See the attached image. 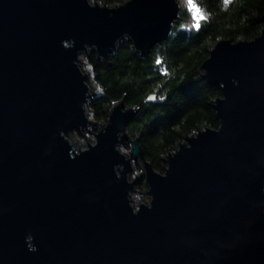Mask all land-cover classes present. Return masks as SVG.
<instances>
[{"label": "water", "instance_id": "obj_1", "mask_svg": "<svg viewBox=\"0 0 264 264\" xmlns=\"http://www.w3.org/2000/svg\"><path fill=\"white\" fill-rule=\"evenodd\" d=\"M180 11L179 0H0V264H264V28L211 48L200 71L222 88L219 127L199 123L164 172L127 130L141 110L129 91L88 129L81 54L110 63L129 37L147 55ZM134 158L150 194L138 205Z\"/></svg>", "mask_w": 264, "mask_h": 264}, {"label": "trees", "instance_id": "obj_2", "mask_svg": "<svg viewBox=\"0 0 264 264\" xmlns=\"http://www.w3.org/2000/svg\"><path fill=\"white\" fill-rule=\"evenodd\" d=\"M117 3L126 0H100ZM205 19L191 21L183 7L169 38L140 54L126 37L110 55L109 61L96 51L87 55L99 93L89 108L96 121H107L114 104L127 91L126 106L139 104L141 110L128 123L133 138L141 136L148 161L163 170L168 152L202 127H219L214 98L222 95L219 85L202 77L200 66L211 48L224 37L233 42L253 39L264 28V0H194ZM151 97V99H150ZM163 97V99H160ZM209 124V125H208Z\"/></svg>", "mask_w": 264, "mask_h": 264}, {"label": "rangeland", "instance_id": "obj_3", "mask_svg": "<svg viewBox=\"0 0 264 264\" xmlns=\"http://www.w3.org/2000/svg\"><path fill=\"white\" fill-rule=\"evenodd\" d=\"M180 2V7H181V10L183 9V7L187 8L189 11H190V14H191V21H194V20H197L201 15H203L201 13V8L197 5L196 7L199 9V12L198 13H194V11L188 6L187 4V0H179ZM91 49L89 48L88 51L89 52H83L81 54V58H82V67L89 73V76L91 78V84L93 86V96L97 95L99 93V88L94 80V75H93V70H92V67L87 59V55L92 52V50L90 51ZM87 113L89 116H92V112L90 110L89 107H87ZM103 123V121H97L96 124H91L89 125L88 129L90 128L94 133L99 129V125L101 126ZM88 129H85L83 130L82 132L85 134L87 140L89 142H92V141H95L96 140V135L94 133H92L91 131H89ZM70 137L73 139V141H75V143L77 145H80L81 147H84V146H87V141L85 140L84 136L81 134L80 131L78 130H73L70 132ZM132 141L131 140H125L123 142H121L119 144V147H120V150L123 151L124 153H128V155L131 153V150H132ZM132 167H133V170L132 172H130V179H135L139 174L141 176V179L139 181H137L135 183V188L133 190V203L135 205H138L141 201H142V198L144 201H148L150 199V194L149 192L147 191L149 185L147 183V180L144 176L145 174V170H144V162L141 158L139 159H136L134 158L132 160ZM166 166V165H165ZM164 166V168H165ZM161 172H164V169L163 170H159ZM132 175V176H131Z\"/></svg>", "mask_w": 264, "mask_h": 264}, {"label": "snow or ice", "instance_id": "obj_4", "mask_svg": "<svg viewBox=\"0 0 264 264\" xmlns=\"http://www.w3.org/2000/svg\"><path fill=\"white\" fill-rule=\"evenodd\" d=\"M187 4L188 6L194 11V13H198L199 12V9L196 7L195 3H194V0H187ZM201 19H205V17L203 15H201L197 20H196V23H195V27L196 28H199L200 27V20ZM151 99V97H150ZM160 99H163V97H161Z\"/></svg>", "mask_w": 264, "mask_h": 264}, {"label": "clouds", "instance_id": "obj_5", "mask_svg": "<svg viewBox=\"0 0 264 264\" xmlns=\"http://www.w3.org/2000/svg\"><path fill=\"white\" fill-rule=\"evenodd\" d=\"M29 250H31V251H36L37 249H36V248H32V247H30Z\"/></svg>", "mask_w": 264, "mask_h": 264}, {"label": "bare ground", "instance_id": "obj_6", "mask_svg": "<svg viewBox=\"0 0 264 264\" xmlns=\"http://www.w3.org/2000/svg\"><path fill=\"white\" fill-rule=\"evenodd\" d=\"M86 71V70H85ZM125 154H127L128 155V153H125ZM132 176V175H131ZM133 196V195H132Z\"/></svg>", "mask_w": 264, "mask_h": 264}]
</instances>
